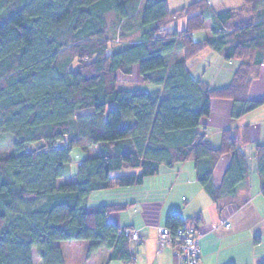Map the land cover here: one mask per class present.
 <instances>
[{"label": "trees", "instance_id": "trees-1", "mask_svg": "<svg viewBox=\"0 0 264 264\" xmlns=\"http://www.w3.org/2000/svg\"><path fill=\"white\" fill-rule=\"evenodd\" d=\"M175 17L186 24L169 31ZM116 25L121 41L109 36ZM207 28L198 40L195 33ZM207 48L240 62L222 88L189 69ZM137 64L144 81L162 88H119V72L132 73ZM263 64L264 0L220 11L210 0L175 11L168 0H0V143L9 133L14 147L0 156V264H34L35 248L39 264H65L58 243L69 240H94L111 250L110 260L132 262V241L122 231L129 226L107 218L126 206L89 198L142 185L163 166L194 160L215 201L235 195L249 175L242 147L253 142L250 126L224 129L215 148L202 120L213 97L232 101L234 119L263 105L250 96ZM85 109L93 112L81 114ZM35 142L41 148L29 150ZM76 146L98 152L64 180ZM256 147L264 181V145ZM227 153L231 162L216 186L214 168ZM167 215L176 249L178 229L202 221L176 210Z\"/></svg>", "mask_w": 264, "mask_h": 264}, {"label": "crops", "instance_id": "crops-1", "mask_svg": "<svg viewBox=\"0 0 264 264\" xmlns=\"http://www.w3.org/2000/svg\"><path fill=\"white\" fill-rule=\"evenodd\" d=\"M175 1V7L173 6L174 9H172L171 0H168L170 11H175L188 3V0ZM210 1L214 9L220 3L225 5V9L240 6L243 3V0H235V5H228L227 1L231 0ZM183 26L184 24L180 26L179 23L173 22L169 24L168 29L171 31ZM209 33L208 29L200 30L195 33V37L197 34H203L200 38L196 37L200 40L208 36ZM202 54L199 56L200 58H195L192 64H189L191 73L196 78L206 81L212 88H222L228 85L240 62L235 59L228 61L213 49L205 50ZM250 92L257 93L260 96L258 99L264 100V64L261 73L253 80ZM211 106L210 116L205 117L202 123L207 127L206 136L212 141L215 148L222 142L221 137L224 129L250 126V136L253 142L242 147L248 158L250 170L246 180L239 186L238 192L215 201L198 182L195 161L193 160V164L188 163L190 160H186L173 167L163 166L160 174L147 177L142 185L103 190V192L120 191V193L110 196L109 200L92 202L93 193L89 198L92 204L126 206L122 211L111 212L107 216L108 221L116 224L119 228L129 226L138 229L143 240L131 245V249L136 254L134 262L117 258L110 260L111 250L102 246L98 248L101 250V254L97 260H94L91 253L87 260L73 264H180L176 258L177 249L170 245L160 246L158 237V227L165 225L167 214L175 210L184 219L197 215L202 216V221L197 227L200 246H202L201 258L197 264H259L264 260V181L256 155V144L264 145V110H261L264 108V104L259 107L258 112L255 110L257 113L250 111L245 116L236 119L230 115L233 107L231 100L213 97ZM230 162V155L224 154L216 164L214 168L216 186L222 184L225 168ZM193 168L196 171L194 178L191 174ZM184 170L190 172V177H181ZM191 179L193 183H191ZM176 185L178 192L173 196L172 191ZM166 188L167 192L165 193ZM154 201L161 205L157 209L160 217L152 222L149 221V217H145L143 214L144 212L146 214L153 212L149 206ZM93 243H95L94 240ZM33 253V263L37 261L36 263L39 264L40 256L36 253V248L33 249ZM90 258L93 260L91 261ZM64 263L66 264L65 253Z\"/></svg>", "mask_w": 264, "mask_h": 264}, {"label": "rangeland", "instance_id": "rangeland-1", "mask_svg": "<svg viewBox=\"0 0 264 264\" xmlns=\"http://www.w3.org/2000/svg\"><path fill=\"white\" fill-rule=\"evenodd\" d=\"M192 1H194V0H188L187 2L190 3ZM174 2H176V1L175 0H171V7H172V9H174V7H175ZM227 3H228V5L229 4L230 5H235L236 2H235V0H233V1L231 0V1H227ZM225 8H226L225 5L223 3H220V5L216 9L218 11H220V10H223ZM172 21L173 22H176V23H179L180 26H182L183 24L184 25L186 24V21H184V18H181V17H178V18L175 17ZM210 23H211V21L208 22V26L210 25ZM119 34H120V31H119V27L117 25L114 26L109 31V36H110L111 40H116V41L118 39L120 40V35ZM202 36H203V34H197L196 37L197 38H200ZM114 43H116V42H113L112 44H114ZM205 50H210V49L207 48V49L202 50L199 55L195 56L194 58H191L189 60L188 64H192V61L195 58L201 56V54L204 53ZM237 68L235 69V71L237 70ZM118 78H119L118 87L119 88H122V89H127V88H131V89L143 88V89H146L147 91H152V90H156L159 87L162 88V86L160 84L157 85L156 83H153V82H150V81H148V82L144 81V79H143V77L141 75V72H140V66L138 64L137 65H134V69H133V72L132 73H126V74H124L123 72H119ZM251 88H252V86H251ZM250 96H251L252 99H255V100L260 97L257 93H254V92H252ZM219 99H222V98H219ZM225 99H228V98H225ZM111 106H114V104L109 105V107H111ZM261 106H263V105H261ZM259 107H257V109H255V110L256 111L259 110ZM255 110H252V111L255 112ZM261 110H264V108L261 109ZM90 112H93V110L92 109H85V110H83L81 112V114L90 113ZM257 112H255V113H257ZM11 139H12V134L7 133V134H4L3 135V138H2L1 143H0V156L2 154H12L14 152V147L12 145H10ZM41 146H42V143L35 142L33 144L28 145V149L33 151L34 149L41 148ZM254 147H255V145H254ZM256 149H257V147H256ZM97 150H98V148H96V147L94 148L93 147V148H90L89 150L86 151L82 147L76 146V148H74L72 150V153H71V155H72V162L70 164H68L67 173H66V176H65L66 178L64 180L71 179V178L72 179L75 178L76 177L75 175H76V173L78 171V168H79V162L85 160L87 158V156L89 155V153H96V152H98ZM227 155H230V157H231V154L230 153H227ZM188 163H193L194 164V161L193 160H190V162H188ZM191 171H192L191 172L192 178H194L195 177V174H196V171H195L194 168ZM189 174H190V172H187V170H184V173H183V175L181 177L188 178V177H190ZM198 182H200V181H198ZM191 183H193L192 182V179H191ZM145 186L144 187L142 186V187L145 188ZM115 189H119V188H115ZM166 190H167V188L165 189V193L167 192ZM176 192H178L177 185H176V187H174V190L172 191L173 196H175V193ZM116 193H120V191H110V192H103V191L101 192V191H99L97 193H94V195L92 196L93 197L92 198V202H96L97 203V202H100V201L109 200L110 196H113ZM160 206H161L160 204H158L156 201H154L153 203H151V206H149L152 209L153 212L151 214H146V212H144L143 215L145 217H149L148 218L149 221L154 222L155 220H157L160 217L159 212L157 210L158 207H160ZM154 210H155V212H154ZM159 227H158V229H159ZM142 240H136V239H134V241L132 242V244L134 242L142 241ZM58 244H60V247L62 249V252L65 253L66 264L81 263L82 260H85V259L87 260L88 259V256H90L91 253H92V257L94 258V260H97L98 259V256L101 254V250L98 249L95 246V243H93V240L59 241ZM92 260L93 259H91V261ZM132 260H133L132 262H134L136 260V254H134ZM36 262L37 261H35L34 264H37ZM180 264H182V263H180Z\"/></svg>", "mask_w": 264, "mask_h": 264}, {"label": "built area", "instance_id": "built-area-1", "mask_svg": "<svg viewBox=\"0 0 264 264\" xmlns=\"http://www.w3.org/2000/svg\"><path fill=\"white\" fill-rule=\"evenodd\" d=\"M229 225V224H228ZM125 235L133 242L134 239L142 240L141 233L136 228L124 227ZM177 234L180 237V243L177 246L176 258L182 264H196L199 261V256L202 252L200 246L199 235L195 225H188L178 229ZM158 237L160 246L170 245L173 246L175 236L171 229L167 226L161 225L158 229Z\"/></svg>", "mask_w": 264, "mask_h": 264}]
</instances>
